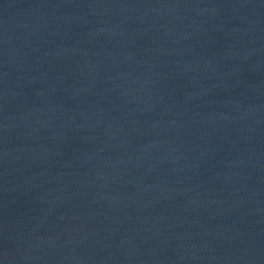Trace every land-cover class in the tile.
<instances>
[{
    "label": "water",
    "instance_id": "1",
    "mask_svg": "<svg viewBox=\"0 0 264 264\" xmlns=\"http://www.w3.org/2000/svg\"><path fill=\"white\" fill-rule=\"evenodd\" d=\"M0 264H264V0H0Z\"/></svg>",
    "mask_w": 264,
    "mask_h": 264
}]
</instances>
